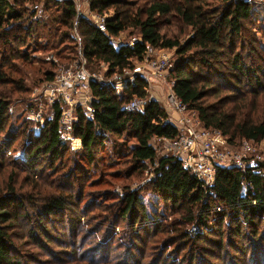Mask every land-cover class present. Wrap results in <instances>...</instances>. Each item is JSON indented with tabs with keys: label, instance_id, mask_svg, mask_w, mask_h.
<instances>
[{
	"label": "trees",
	"instance_id": "obj_1",
	"mask_svg": "<svg viewBox=\"0 0 264 264\" xmlns=\"http://www.w3.org/2000/svg\"><path fill=\"white\" fill-rule=\"evenodd\" d=\"M86 1L94 14L112 11V16L105 21V33L86 19L78 18L70 0H0V264H21L18 260L21 251L20 248L18 252L15 250L13 239L16 236L12 231L22 221L31 220L29 215L20 216L19 213L26 205L16 188L15 173L21 168L31 180L39 179L40 183L59 169L61 172L57 176L63 181L73 177L79 179L99 165L109 171V179L129 181L152 168L149 187L153 199L146 202L134 190H128L120 197L115 195L110 198L112 203L101 207L97 219L102 223L96 225L93 224L94 216L87 218V214L81 212L70 190L61 185L63 181L53 178L56 190L44 197L43 205L35 214V221L42 229L38 236L43 234L46 241L49 237L44 225L41 226L42 220L51 218L56 222L58 217L67 214L76 216L69 219L71 228L88 232L86 239L101 234V226L106 223L125 222L127 231L123 235L130 237V242L138 241L137 226L141 223L156 221L167 212L178 215L177 220L158 231L161 235H171L166 244L168 247H179L175 259L169 252L167 260L163 261L168 252L166 246L162 255L147 262L131 261L132 251L127 248L112 260L108 251L106 257L104 254L98 260L84 258L87 260L84 263L73 249L70 252L73 258L66 261L53 258L46 264H167L169 261L168 264H194L193 254L179 258L186 249L183 244L188 242L186 246L194 247L213 243L204 234H221L225 221L234 238H251L253 242L258 239L259 244L264 243V161L249 159L243 170L216 166L214 182L206 186L173 156L158 157L152 141L172 140L179 131L175 124L167 121V114L157 101H146L142 111L126 108L133 99L148 97L147 83L142 77L138 76L135 85L121 96L114 95L97 82L90 84L94 117L88 119L79 108L78 121L71 132L81 142L80 151L71 153L69 143L60 140L57 108L54 119L46 122L38 135L24 136V140L17 143L27 128L24 129L25 121L17 126L12 124L14 104L28 97L30 86L51 81L54 73L51 63H41L34 69L33 57L46 45L45 49L57 56L61 64L67 61L63 54L66 51L72 58L68 62L74 61L78 46L72 33L76 24L81 42L78 55L89 73H100L103 69L105 77H110L123 69L130 70L133 61L143 60L147 47L155 51H174L176 61L170 70L173 94L187 111L196 114L201 127L220 132L228 143L237 139L253 144L264 141V111L254 119L235 104L236 100L243 103L247 96L258 97L264 93V58H259L260 66L256 62L253 67L244 64V55L247 58L254 55L242 50V34L254 16L247 0H216L215 4L208 0H147L143 6L129 0ZM169 16L177 17L190 29L191 35L183 44L160 33L159 19ZM133 29L139 33L133 49L121 46L115 50L114 40ZM40 41L45 45L39 49ZM65 42L73 46L75 57L71 48L64 46ZM237 45H240L238 51ZM210 98L215 102L207 103ZM18 150L22 153L28 150L26 155L23 154V161L14 157ZM66 154L72 156L70 166L63 164ZM45 159L47 174L42 166ZM39 166L42 168L37 169ZM4 168L10 171L7 178L2 174ZM62 188L64 191L60 190ZM32 198H29L31 203ZM189 226L199 233L193 236ZM245 227L250 236L241 232ZM147 234L153 235V231ZM22 236L40 243L33 228L23 232ZM101 236L109 239L105 233ZM72 239L77 245V236ZM259 244L254 245L252 255L247 258L245 249L236 250L243 261L241 264H253L254 261L264 264V249L261 250ZM86 257H90L89 254ZM28 261L41 264L37 258L29 257Z\"/></svg>",
	"mask_w": 264,
	"mask_h": 264
},
{
	"label": "rangeland",
	"instance_id": "obj_2",
	"mask_svg": "<svg viewBox=\"0 0 264 264\" xmlns=\"http://www.w3.org/2000/svg\"><path fill=\"white\" fill-rule=\"evenodd\" d=\"M146 1L147 0H129V2L137 3L138 6H143ZM208 2L215 4L216 0H208ZM247 2L252 6L254 16L251 22L246 25L244 33L242 34V50H244L245 53L252 52L254 53V55L251 56V58H247V55H244V64L253 67L252 65L256 62V65L260 66L261 62L259 58H264V0H247ZM77 5L82 9V14L86 15L84 9H86L87 7V1L77 0ZM102 14H105L108 18L112 16V11L110 10ZM158 24L160 33L162 35L172 41H178L180 42V44L186 42L191 35L190 29L184 26L175 16L161 18L159 19ZM77 32V29H74L72 33V39L78 46L79 50L81 42L78 38L79 36ZM138 38L139 33L137 30H129L119 35L118 39L114 40L113 46L114 48H118V46L119 48L121 46H127V43H129L132 39ZM69 44V42H65L64 46H68L69 48H71L73 52L72 56L75 57L76 54L75 58L77 59L78 50L74 54V49H72L73 46ZM44 45V42L40 41L39 49L41 48L40 46ZM45 47L47 48L46 45ZM45 47L41 48L40 52L36 51L37 53L34 55V61L32 62L34 69L35 67L39 68L41 66V63H51L54 66L52 71H55L61 68V65L62 67H68L74 62H68L72 58L71 55H69L68 51H66L63 54L64 57L67 58V61L61 64V61L57 58V56L50 53V51L46 50ZM239 48L240 45H237V51L239 50ZM156 52L157 56H167V59L170 62L172 68L174 67V62L176 61V54L174 51L158 50ZM68 56H70L69 59ZM138 64H142V61L132 62L131 66L133 68H131V73L137 74L141 71H135L138 68ZM43 69H45V66H43ZM103 72V69H101L100 73L103 74ZM141 76L143 75L139 74V77ZM45 83L46 82H37L34 86H30V93L28 94V97L24 100L16 102L14 104V107L12 108V124L14 123V125L17 126L21 122L25 121L26 123L24 124V129L27 128L23 135H21L20 139L17 140V143L24 140V136L28 135L30 137H34L38 135L42 126L46 122H49L51 120V110L49 108V105L46 104L47 97L44 94V90L46 91ZM171 85L172 77L170 71L163 73L161 78L152 79L147 83V99L157 101L162 109L166 112L168 117L167 121L175 124L178 130L182 127L181 123L179 122L180 119L189 120V123L194 128H201L200 125H196L197 118L194 112L186 111L185 113L179 114L175 112L169 105L168 96L172 94ZM214 102L215 99L213 98H210L207 101V103ZM235 104L236 108L242 107L245 110V114L247 113L254 119H258L257 117H259L261 112L264 111V93L260 94L258 97H254L253 95L247 96V99L243 103H240V99L236 100ZM35 117L38 118L35 120ZM186 126L187 125L184 124L182 129L186 128ZM113 142L114 144H116V141ZM227 144L230 147V150L240 152L241 140L237 139L231 143H228L227 139ZM68 145L71 153L76 151L78 152L81 149V146L77 147L78 143L76 142H73L72 144L69 143ZM152 145L156 151V155L160 157L161 152L164 150L163 142L153 140ZM252 147V152L260 156V159L255 161H264V141L253 144ZM28 150L24 151L23 153L22 151L18 150L14 157H20V161H23V154L26 155ZM71 158L72 156L70 157L69 154H66L63 159V164L65 166H70L73 163V159ZM43 163L44 164H42V166L43 168H45V170H43L45 174H47L48 172L46 168L48 169V163L46 159ZM56 163L58 165V162ZM42 166L37 167V169L42 168ZM9 172L10 171H7L6 168L2 170V174L4 173L3 176H5V178H7ZM60 172L61 170L59 169L56 174L52 173V177H46L44 182L42 181L41 183L39 179L37 181L33 179L31 180L28 174L23 171V168L17 170L15 173L17 181L16 188L19 191L18 193L24 198V201L26 202L24 210L19 211L20 216H24L25 214H27L29 215V218H31V220L22 221L19 224V227L12 231L13 235L16 236V238L13 239L15 250L18 252L20 248L21 251L18 252V254L20 255L18 260L21 262V264H35L28 261L29 257L37 258V260L40 261L41 264H46L53 258L66 261L70 258H73L70 257V252L73 249L76 250L77 256H81L78 257V259L80 260H82V258L83 260L84 258L87 260H98L101 256H104V254V257H106L108 251L111 254L109 258L112 260V258L115 257L116 254H120L122 250L129 248L132 251L131 261L136 260V262H147L150 259H157L158 256L164 253L167 246L168 252L166 253L167 255L163 257V261L165 262L167 260L169 252H172L171 256L174 259L176 258L175 251H177L179 247H177L176 245H170V247H168V245H166L168 243V240L172 238L171 235L165 236L159 234L158 232L172 220L178 219V215L171 212L161 214L156 219V221L153 220L152 222L145 224L141 223L140 225H138V241L135 240V242H130V237L123 235V233L127 231L125 222H120L115 225L113 221L112 223H106L101 226L100 233H105V235L107 234L109 236V239L103 238L101 234L86 239L88 236V232H85L82 228L78 230L71 228V221H69V219L76 218V216L74 217V215L69 214L65 215L64 217H58L56 219V222L51 221L53 220L51 218L42 220L41 226L44 225L45 234L49 237V241H46V238L43 236V234L38 236V233H42V229L37 225V222L35 221L37 219L35 215L36 211L37 209L40 210L41 206L43 205L44 197L56 190V186H53L52 179L57 178V175ZM108 172L109 171L106 168H102L101 165H99L97 168H92L91 173L81 176L79 179L73 177L70 180L63 181L58 177L59 181H63L61 182V185L65 186V189H69L71 195H73V197L77 200L76 202L81 212H83V214H87V218L94 216L93 218L96 219V221H93L94 225L102 223V220L97 219L99 218L98 212L102 210L101 207L103 206V204L112 203L113 199L110 198L115 197V195L120 197L121 195H124L128 190H134L136 192H139L140 195L147 200L146 202H148L149 199H153V195L149 187V181L153 178L152 168L144 170L139 178L133 177L129 181H124L122 179L116 181L111 180L108 178ZM42 176L43 174L41 175V177ZM60 190L64 191L63 188ZM31 197H33V203H31V200H29V198ZM148 211L152 215L150 208L148 209ZM31 228L35 230L37 235L36 238H38L40 243L37 241H33L38 243L35 244L29 239L22 236L23 232H28ZM228 228L229 223L225 221V224L220 229L221 234H204L208 241L210 240L213 242L210 244L205 243L204 245L200 246H198L199 244H197L193 247L192 245L186 246L188 242H185V244L183 245H185L186 249L181 252L179 258H188L191 256V254H193L192 256H194V264H241L243 261L241 262V256L237 253L236 250H238L239 248H243L245 249V253L247 254L246 258L250 257L252 255L254 245L259 244V240L256 239V241L253 242L251 241V238L236 239L232 234H230ZM188 229L193 236L199 233V230H197L195 227L189 226ZM152 231L153 235L147 234V232ZM241 232L250 236L249 231L246 229V227L242 228ZM113 233L117 235H114ZM155 234L157 235L154 236ZM200 234H202V232ZM74 236H77V245H75V242L73 243L74 239L72 238H74ZM259 246L261 250L264 249V243H260ZM201 249H205V251H202ZM91 250H94L93 253L89 252ZM102 252L104 253L102 254ZM88 254L90 257H86ZM94 256L96 257L93 258ZM87 260H84V263H87ZM177 261H180V259H178ZM255 262L256 261H254L253 264H256ZM168 263H170V261L167 262V264Z\"/></svg>",
	"mask_w": 264,
	"mask_h": 264
},
{
	"label": "built area",
	"instance_id": "obj_3",
	"mask_svg": "<svg viewBox=\"0 0 264 264\" xmlns=\"http://www.w3.org/2000/svg\"><path fill=\"white\" fill-rule=\"evenodd\" d=\"M75 7L78 18H86L87 21L97 28L100 32L105 33V14H94L89 9L87 3L84 9L86 15H83L82 9L78 7L77 0H70ZM34 9H37L35 6ZM86 16V17H85ZM78 24L74 29H77ZM138 39H132L127 43V47L133 49ZM116 47L115 50H118ZM60 67V66H59ZM133 68V67H132ZM172 69L167 56H157V52L151 47L146 48L142 64H138L135 71L123 69L122 72L114 73L110 77H105L102 73H89L84 66V61L78 55V58L68 67H62L54 71L51 81L45 83L47 97L46 104L51 110V120L54 119V110H59V138L62 142L78 143L80 140L71 135L74 123L78 121L77 111L80 108L88 119H93L94 110L91 107L93 98L91 96L90 84L99 83L102 87L112 91L114 95L121 96L130 87L135 85V79L140 75L146 83L155 78H161L163 73ZM134 71V72H135ZM173 86V83L172 85ZM150 99H133L126 108L128 110L142 111L146 101ZM169 105L179 113H185V106L172 94L168 96ZM38 117H35V120ZM197 118V117H196ZM182 127L178 130L179 134L172 140H158L163 142L164 150L160 156H173L179 160L184 169L190 171L198 180L206 186H211L214 182L216 166L235 167L245 169L249 159L259 160L260 156L253 153V143L249 140L242 139L240 152L230 150L227 139L220 132L207 130L204 128H194L189 120H179ZM184 124L186 128L182 129ZM196 125H200L198 119Z\"/></svg>",
	"mask_w": 264,
	"mask_h": 264
}]
</instances>
